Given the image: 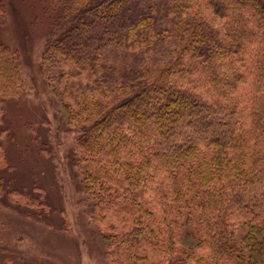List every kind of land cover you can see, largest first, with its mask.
<instances>
[{
	"label": "trees",
	"instance_id": "1",
	"mask_svg": "<svg viewBox=\"0 0 264 264\" xmlns=\"http://www.w3.org/2000/svg\"><path fill=\"white\" fill-rule=\"evenodd\" d=\"M45 1L59 23L42 66L78 131L70 164L107 262L264 264V0ZM5 13L0 0V30ZM180 33L167 61L108 76L107 53L131 60ZM25 87L0 37V125ZM10 168L0 141V199L53 211Z\"/></svg>",
	"mask_w": 264,
	"mask_h": 264
},
{
	"label": "rangeland",
	"instance_id": "2",
	"mask_svg": "<svg viewBox=\"0 0 264 264\" xmlns=\"http://www.w3.org/2000/svg\"><path fill=\"white\" fill-rule=\"evenodd\" d=\"M3 2L6 13L0 37L16 52L26 94L4 102L0 126L7 131L0 135V141L19 185L43 188L53 211L43 212L39 218L28 217L25 206L0 199V263L109 264L106 243L89 220L81 174L70 164L69 151L78 131L67 125L61 97L53 93L42 66L48 37L59 16L49 10L45 0ZM181 39L183 33L175 34L170 47L133 54L131 60L116 51L107 53L108 76L116 82L133 80L138 68L145 69L141 60L167 61L166 51L178 49ZM32 191L39 193L35 186Z\"/></svg>",
	"mask_w": 264,
	"mask_h": 264
}]
</instances>
